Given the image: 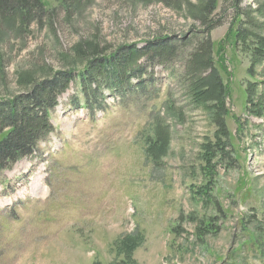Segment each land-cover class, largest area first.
I'll use <instances>...</instances> for the list:
<instances>
[{
	"label": "rangeland",
	"instance_id": "1",
	"mask_svg": "<svg viewBox=\"0 0 264 264\" xmlns=\"http://www.w3.org/2000/svg\"><path fill=\"white\" fill-rule=\"evenodd\" d=\"M161 39L88 103L90 60ZM65 71L55 131L0 173V264H264V0H0V102Z\"/></svg>",
	"mask_w": 264,
	"mask_h": 264
},
{
	"label": "trees",
	"instance_id": "2",
	"mask_svg": "<svg viewBox=\"0 0 264 264\" xmlns=\"http://www.w3.org/2000/svg\"><path fill=\"white\" fill-rule=\"evenodd\" d=\"M16 4L18 5L19 1ZM211 50L210 44L208 52ZM121 52L111 56L97 54L89 61L90 65L80 71L83 90L87 93L86 99L89 104L93 101L92 97H97L101 89L120 88L127 80L131 82L133 77H140L143 69L139 59L145 54L153 52V57L156 52L163 54L157 57L164 56L166 59L174 55L167 41L162 39L143 48H137L135 44L127 45L122 47ZM201 56L196 57L198 61ZM208 58H211V53H208ZM203 67L207 74L200 77L201 80L195 88L198 96L209 95L211 90L219 97L223 94V86L218 70L214 68L212 62ZM73 73L60 72L53 78L45 80L32 93L8 102H0V173L33 153L39 143L55 131L50 120V110L58 105L59 95L69 89L75 78ZM141 84L140 80L138 85ZM205 87L207 90H204Z\"/></svg>",
	"mask_w": 264,
	"mask_h": 264
}]
</instances>
